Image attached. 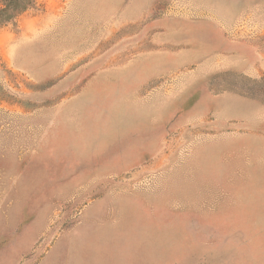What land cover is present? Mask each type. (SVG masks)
Here are the masks:
<instances>
[{"label": "rangeland", "instance_id": "rangeland-1", "mask_svg": "<svg viewBox=\"0 0 264 264\" xmlns=\"http://www.w3.org/2000/svg\"><path fill=\"white\" fill-rule=\"evenodd\" d=\"M0 264H264V0L0 27Z\"/></svg>", "mask_w": 264, "mask_h": 264}, {"label": "trees", "instance_id": "trees-1", "mask_svg": "<svg viewBox=\"0 0 264 264\" xmlns=\"http://www.w3.org/2000/svg\"><path fill=\"white\" fill-rule=\"evenodd\" d=\"M35 0H5L0 8V27L15 20L34 5Z\"/></svg>", "mask_w": 264, "mask_h": 264}]
</instances>
